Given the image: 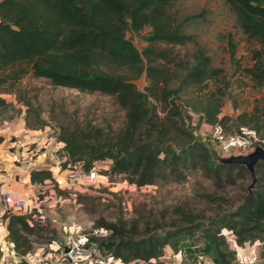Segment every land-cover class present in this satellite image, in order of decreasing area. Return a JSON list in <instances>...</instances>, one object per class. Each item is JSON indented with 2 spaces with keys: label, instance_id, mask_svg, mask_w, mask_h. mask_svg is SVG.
I'll return each mask as SVG.
<instances>
[{
  "label": "trees",
  "instance_id": "obj_1",
  "mask_svg": "<svg viewBox=\"0 0 264 264\" xmlns=\"http://www.w3.org/2000/svg\"><path fill=\"white\" fill-rule=\"evenodd\" d=\"M172 1L0 0V87L31 70L34 77L46 78L54 86L112 96L124 111L123 125L111 136L98 128H62L58 137L65 152L61 169L77 166L90 172L99 163H106L104 175H123L137 187L195 169L219 188L234 183L235 171L245 172L242 165L211 158L202 142L206 136L198 138L193 132L186 110L198 113L206 124L224 126L230 121L249 126L264 137V96L255 99L250 111H242L234 119L219 116L224 91L220 87L203 89L222 69L212 66L204 53L195 51L188 61L173 53V46L195 40L172 18ZM224 1L242 32L260 45L253 50L254 62L245 73L254 86L264 88V0ZM143 31L144 44L138 49L127 33ZM120 69L142 75L145 85L140 88L118 73ZM188 87L196 94L181 99L179 93ZM255 173L252 191L246 188L234 207L211 217L206 224L202 216L180 207L179 223L161 225L164 231L160 234L152 233L156 228L145 227L136 237V226L130 231L122 224L100 221L112 233L98 246L123 263L153 260L152 264H165L163 248L171 239L201 229L215 252L213 262L232 264L236 250L228 249L229 237L237 246L264 241V161L256 165ZM47 181L55 182L50 169L30 172L31 183ZM3 218L17 252L30 250L31 215L7 213Z\"/></svg>",
  "mask_w": 264,
  "mask_h": 264
},
{
  "label": "rangeland",
  "instance_id": "obj_2",
  "mask_svg": "<svg viewBox=\"0 0 264 264\" xmlns=\"http://www.w3.org/2000/svg\"><path fill=\"white\" fill-rule=\"evenodd\" d=\"M169 12L195 40L173 46V53L184 61L191 59L195 51L204 53L210 57L212 66L222 69L217 78L208 81L203 89L220 87L224 91L219 116L227 115L234 119L242 111H250L255 99L264 96V88L254 86L245 73V69L254 62L253 50L260 49V45L242 32L229 5L224 0H173ZM144 34V31L128 32L127 37L141 49ZM118 73L131 78L140 88L145 85L142 75L127 69H120ZM196 92L193 87L183 88L179 96L190 99ZM0 99L7 103H0L7 115L0 114L6 117L1 124L15 123L20 117L23 128L33 132L30 144L35 135L40 137V142L49 137L58 140L62 128L71 129L76 125L83 129L98 128L111 136L124 123V111L114 97L54 86L46 78L34 77L31 70L16 81L3 84ZM186 113L193 132L198 138L201 135L205 137L210 125L200 121L198 113L189 110ZM236 125L229 121L224 128L232 131ZM202 142L207 145L211 158L219 160L220 154L210 144ZM32 143L35 145L37 141ZM55 154L58 159L55 166L60 167L59 149ZM98 165L95 178H88L84 170V176L80 175L76 180L66 178L71 168L60 167L55 182L47 181V187H40L35 195H31L32 205L37 207L38 204L30 221L32 234H28L31 250L48 243L55 248L77 233H89L93 228L105 227L99 224L100 221L122 224L130 231L136 226V237L143 234L145 227L156 228L152 233L160 234L164 231L161 225L170 227L172 223H179V207L202 216L203 224H206L211 217L234 207L250 182L245 169L247 174L234 172V183L216 188L200 170L190 169L180 177L168 176L157 179L153 184L137 187L124 180L123 175H104L108 164ZM96 241L99 243L100 239ZM227 242L228 249L233 250L229 238ZM100 253L108 255L102 250ZM214 257L215 252L200 229L186 231L171 239L163 248L161 258L165 264H215ZM6 258V250L1 251L0 264H7ZM132 262L139 264L145 261ZM232 264H235V259Z\"/></svg>",
  "mask_w": 264,
  "mask_h": 264
},
{
  "label": "built area",
  "instance_id": "obj_3",
  "mask_svg": "<svg viewBox=\"0 0 264 264\" xmlns=\"http://www.w3.org/2000/svg\"><path fill=\"white\" fill-rule=\"evenodd\" d=\"M221 157H229L231 155H246L252 152L256 146L264 149V137L258 134L253 128L246 125H236L232 131H227L220 123L210 125L207 135L204 138ZM59 147V162L65 160V152L63 151V143ZM37 164V163H36ZM96 170L87 172L90 179L95 178ZM1 172V171H0ZM84 176V171L74 166L67 173L68 180H76L78 176ZM1 213H0V252H7V264H112L108 262L111 256H102L98 241L96 239H104L111 235L112 230L106 227L93 228L89 233H77L66 239L62 245L51 248L50 244L42 245L35 250H27L19 253L14 248L9 238L7 228V219L3 218L7 213H28L33 219L34 207L32 199L27 197L22 199L19 196L3 191L0 193ZM42 218V215H39ZM64 247L68 248L66 252ZM9 257V258H8ZM152 261L147 264H152ZM139 264H146L141 262Z\"/></svg>",
  "mask_w": 264,
  "mask_h": 264
},
{
  "label": "crops",
  "instance_id": "obj_4",
  "mask_svg": "<svg viewBox=\"0 0 264 264\" xmlns=\"http://www.w3.org/2000/svg\"><path fill=\"white\" fill-rule=\"evenodd\" d=\"M6 104L4 101L3 105ZM0 114L7 116L2 106H0ZM5 118L0 115V124ZM13 122L0 125V181H2L0 193L7 191L22 199L31 198V195H35L38 188L48 185L46 182L31 183L30 172L40 168L50 169L53 178L56 179V175L61 169L55 166L58 160L55 151H58L62 144H59L54 137H49L40 142V137L36 135L30 144L29 140L34 136L32 135L33 132L23 128L20 117L15 123ZM201 137L203 138L204 135ZM34 140L37 141V144L32 145ZM229 241L233 243L231 237H229ZM233 247L236 250L235 264H264V241L261 242L257 239L242 246L233 243ZM108 259V262L112 264H134L132 261L123 263L113 257Z\"/></svg>",
  "mask_w": 264,
  "mask_h": 264
},
{
  "label": "water",
  "instance_id": "obj_5",
  "mask_svg": "<svg viewBox=\"0 0 264 264\" xmlns=\"http://www.w3.org/2000/svg\"><path fill=\"white\" fill-rule=\"evenodd\" d=\"M219 161L225 164L242 165L246 168L250 176V183L247 186V189L250 193L256 182L255 167L260 161H264V149L259 146H256L252 152L247 153L246 155L240 154L231 155L229 157H220ZM64 250L67 252L68 248L64 247Z\"/></svg>",
  "mask_w": 264,
  "mask_h": 264
}]
</instances>
